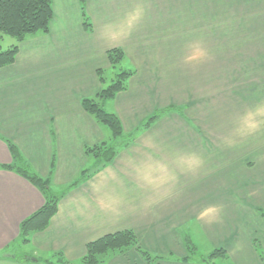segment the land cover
Segmentation results:
<instances>
[{
	"label": "crops",
	"instance_id": "crops-1",
	"mask_svg": "<svg viewBox=\"0 0 264 264\" xmlns=\"http://www.w3.org/2000/svg\"><path fill=\"white\" fill-rule=\"evenodd\" d=\"M86 14L91 30L79 0H53L49 32L27 37L0 68V165L13 163L9 140L61 195L48 226L25 242L20 225L45 195L0 167V264H76L89 243L127 230L163 257L147 262L135 247L106 264H204L188 258L183 235L192 230L223 248L229 264H264V124L245 128L264 111V0H87ZM181 34L182 97L179 82L164 81L179 71L164 70L158 57ZM113 48L134 74L104 109L125 133L139 130L112 162L67 190L94 165L86 147L112 138L82 100L100 92Z\"/></svg>",
	"mask_w": 264,
	"mask_h": 264
},
{
	"label": "trees",
	"instance_id": "trees-1",
	"mask_svg": "<svg viewBox=\"0 0 264 264\" xmlns=\"http://www.w3.org/2000/svg\"><path fill=\"white\" fill-rule=\"evenodd\" d=\"M86 2L87 0H79L84 17V27L87 30H91L92 24L88 20L86 14ZM52 19L53 0H0V68L10 65L15 61L19 52V45L27 37L37 33H48ZM7 36L13 38L15 42L12 43L9 48L3 49L1 42ZM124 58L125 54L123 49L113 48L109 50L108 59L110 68L116 73L113 80L107 84L104 78L105 72L100 70L99 75L102 83L100 92L95 97L84 98L82 100L85 110L99 123L110 128L112 140L115 144H110L109 141L105 140L97 145L86 147V154L93 159L94 165L91 169L83 170L80 178L74 181L67 190L87 178L92 171L98 170L112 162L119 149L127 146L136 135L135 132L139 130L137 129V131L125 133L119 116L103 109L98 101V99H100L106 102L114 98L119 92L127 89L129 79L133 76L134 71L121 67ZM118 67H120V69L117 71ZM164 111L165 108L154 112L146 119L141 129L150 126ZM7 142L13 157V163L0 165V167L14 170L28 179L42 191L46 199L45 204L37 212L25 219L20 225L22 238L25 242H29L31 233L44 230L48 226L51 218L57 212V205L61 195H57L51 190V184L48 178L42 177L30 168L15 144L9 140H7ZM261 215L264 218V211L261 212ZM133 247L138 249L147 262H157L163 257L161 255H153L151 252L142 249L139 246L138 239L134 232L127 230L106 235L89 243L87 245L86 254L80 262L83 264H100L111 253L125 252ZM192 252L195 251L192 250ZM219 258H228L227 252L223 248H215L205 260L214 261ZM63 261L68 263L65 259H63ZM44 262L46 264H56V262L54 263L49 259Z\"/></svg>",
	"mask_w": 264,
	"mask_h": 264
},
{
	"label": "rangeland",
	"instance_id": "rangeland-1",
	"mask_svg": "<svg viewBox=\"0 0 264 264\" xmlns=\"http://www.w3.org/2000/svg\"><path fill=\"white\" fill-rule=\"evenodd\" d=\"M14 42H15V40L13 38L7 36L1 42L2 48L7 49ZM172 47H173V50H171ZM159 48L162 51H160V53H158V57L163 59V61H162L163 69L164 70H168V69L175 70V73H176V71L177 72L179 71V74L177 75V77L174 75V77H172V78H164V81L165 82H177V83L179 82V88L178 89H179V93L181 94L180 96L182 97L186 93L187 83H188L187 82V79H188L187 78V74H188V61H187V59H188L187 58L188 57V47H187L186 37L184 38V36L181 34L180 39H179V44L174 45V46H170V47H159ZM214 48L216 50H218L219 46H214ZM197 52L202 54L201 51H197ZM202 64L203 63H201V64L197 63L196 65L198 66V65H202ZM121 67L123 68V66H121ZM119 69H120V67H118L117 71ZM115 74L116 73L114 72V70H111V72H109L108 74H104L105 82L107 84L110 83V81L113 80ZM98 101H99L100 106L104 109L106 102L102 101L100 99H98ZM173 108H176V107H172V106L165 107L164 112L169 111L170 109H173ZM180 108L182 109L183 106ZM107 141H109L110 144H115L114 141L112 140V138H108ZM183 236H184L185 245L189 249V253H188L189 260L202 261L204 264H229V262H227L226 260L224 261V259H221V258L215 259L214 261L205 260L212 253V250L214 248L211 247V245L204 238V236L202 235L201 232H199L197 230L196 231L192 230L189 233H184ZM192 250L195 252H192ZM106 259H107V257L100 264H106V261H107ZM49 260H51V258H49ZM53 262L55 263V261H53ZM56 264H69V263H65L64 261L59 260L56 262ZM76 264H83V263L78 262Z\"/></svg>",
	"mask_w": 264,
	"mask_h": 264
},
{
	"label": "clouds",
	"instance_id": "clouds-1",
	"mask_svg": "<svg viewBox=\"0 0 264 264\" xmlns=\"http://www.w3.org/2000/svg\"><path fill=\"white\" fill-rule=\"evenodd\" d=\"M138 15L139 14L129 21L127 25L128 29H131L134 26V20L138 18ZM261 124H264V111L258 110L256 114H254L248 121L245 122V128L248 130H255L260 127Z\"/></svg>",
	"mask_w": 264,
	"mask_h": 264
},
{
	"label": "bare ground",
	"instance_id": "bare-ground-1",
	"mask_svg": "<svg viewBox=\"0 0 264 264\" xmlns=\"http://www.w3.org/2000/svg\"><path fill=\"white\" fill-rule=\"evenodd\" d=\"M55 215V214H54Z\"/></svg>",
	"mask_w": 264,
	"mask_h": 264
}]
</instances>
